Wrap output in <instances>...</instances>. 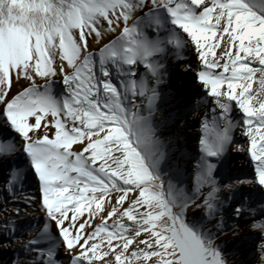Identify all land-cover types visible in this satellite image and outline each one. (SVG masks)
<instances>
[{
  "label": "snow or ice",
  "instance_id": "1",
  "mask_svg": "<svg viewBox=\"0 0 264 264\" xmlns=\"http://www.w3.org/2000/svg\"><path fill=\"white\" fill-rule=\"evenodd\" d=\"M105 25L122 27V35L98 53L89 51V38L100 42ZM189 45L203 65L197 80L213 103L212 128L207 117L202 122L191 195L172 183L185 175L187 153L172 138L161 139L153 125L170 51L183 59ZM254 62L259 66L251 67ZM185 70H193L190 63ZM58 75L61 97L54 93ZM21 76L30 86L15 94L14 78ZM237 108L239 121L232 116ZM0 119L19 137L18 147L14 140L0 145L9 190L25 175L14 159L22 154L59 232L57 240L45 224L25 246L32 259L17 257L14 264H61V245L71 264H228L219 241L235 192L217 176L236 127L250 138L257 179L249 183L264 198V0H0ZM86 209L89 217L82 218ZM201 209L200 219L189 218ZM98 212L102 223L95 225L91 217ZM232 212L242 216L243 204ZM117 214L109 230L107 219ZM125 217L132 226L120 222ZM251 228L260 233L264 264V220Z\"/></svg>",
  "mask_w": 264,
  "mask_h": 264
},
{
  "label": "bare ground",
  "instance_id": "2",
  "mask_svg": "<svg viewBox=\"0 0 264 264\" xmlns=\"http://www.w3.org/2000/svg\"><path fill=\"white\" fill-rule=\"evenodd\" d=\"M140 15V13H137V18ZM129 25H131V21H129ZM105 27L106 31L102 34L100 42L89 38V51L98 53L105 44H110L118 36L122 35V27L116 28L115 31L107 30L106 25ZM221 47H223V42H221ZM176 51V49L172 48L169 54L168 64L170 72L167 82L160 86L162 89V99L157 102V111L153 117V125L157 128V135L161 139L167 140L172 138L187 153L184 163L185 175L180 180L172 179V183L177 184L180 188H184L191 195L195 190V164L201 154L200 140L204 136L202 122L207 117L208 127L209 129L212 128L213 120L211 109L213 103L209 97H206L205 89L197 80V72L203 65L199 63L192 47L189 45L181 50L183 59H177L175 55ZM216 51L219 54L220 48H217ZM54 52L56 54V60L59 61L61 55L60 50L56 48ZM63 63L66 64L67 62L64 61ZM189 63L193 70H185V66ZM250 66L258 67L259 65L254 62ZM217 71H222V69H217ZM259 76L260 74L256 73L254 77L259 79ZM54 79L56 81L54 93L57 97H61L65 90V86L62 83V76L58 75ZM44 82L43 79L36 78L37 84L43 85ZM29 86V82L24 80L22 76L19 80L14 78L13 88L15 94H19ZM257 88L258 82L252 89L253 93H255ZM232 116L236 121H239L241 118L240 110L238 108L234 109ZM4 133L7 134L5 135ZM49 138L53 139L54 135L50 133ZM232 138L233 144L223 158L221 162L222 167L218 169L219 174L217 176V179L221 183L234 185L235 192V196L231 200L230 205L226 206L225 209V234L221 236L219 242H222L224 255L228 264H259L260 254L258 245L260 242V233L258 230L251 228V224L255 221L264 220V198L258 194V185L249 183V181H255L257 177L255 173V161L252 160L251 150H249L251 149L250 138L243 134L240 127L233 129ZM13 140L18 147L19 137L10 129H6L4 122L0 120V145L6 147L7 142ZM74 146L77 147L78 145ZM14 159L16 164L24 169L25 173V175L20 177L19 185L21 186L22 182L26 181L25 183L29 185V189L33 190L32 194L28 196L39 195L38 191H34L35 187L40 191L37 178L33 175L31 169L27 167L25 157L20 154L14 157ZM7 174V168L0 167L1 194L7 189L9 193L12 191L9 190L8 179L5 178ZM170 178V175H165V187ZM34 184L35 187L33 188ZM221 195L228 196L230 194L223 192ZM27 198L29 201L27 199L26 202H15L9 195L5 194L2 211L4 213L0 214V217L6 216L10 218L12 207L18 208L20 210L19 214H27L28 211L32 210L34 203L33 199ZM241 204H243L245 212L242 216L236 217L232 212V206H240ZM203 212V209L190 211L189 218L198 220L201 218ZM15 213L17 214V212ZM47 225L49 229L52 227L49 223ZM43 228H41V231L39 230L38 236L42 235ZM43 239L45 242L48 241L46 235L43 236ZM228 239L233 240L229 241ZM238 251L245 253L246 260H241L237 257L241 253Z\"/></svg>",
  "mask_w": 264,
  "mask_h": 264
},
{
  "label": "rangeland",
  "instance_id": "3",
  "mask_svg": "<svg viewBox=\"0 0 264 264\" xmlns=\"http://www.w3.org/2000/svg\"><path fill=\"white\" fill-rule=\"evenodd\" d=\"M233 52H235L234 49H233ZM258 80L259 79L257 77H254L253 88L255 87V84L258 82ZM0 120L4 122L2 119ZM77 148L78 146L73 147V149L75 150ZM113 151L115 155H119V153H116L115 150ZM85 155L87 156L88 154H85ZM109 163H111V161H109ZM72 175H76V174L72 173ZM5 178L8 179V174L5 176ZM25 182L26 181H23L21 186L19 185V183H17L16 187L10 193L8 189L5 190L3 194L0 193V214L4 213L2 211H3V206H4L3 202H5L4 200L5 194L9 195V197L12 200H15V202H26V200L28 199L27 197H29L30 199H33L34 201L32 210L28 211L27 214L17 215L15 212H17L18 208L12 207L10 218H7L6 216L0 217V264H14L17 257H19L21 261L31 260L32 256L25 254V251H24L25 246L29 245L30 241L34 240L38 236L39 230L41 231V228H43L45 224L49 223L50 225H52V227L49 229V232L53 238L57 240L59 239V232H58V229L56 228L55 223H51L48 221V217L45 213L44 207L42 206L41 192L35 187V184H34L33 185V188L35 187L34 191L35 192L38 191L39 193V195H37L38 198L37 196H28L32 194L33 190L29 189V185L26 184ZM133 195H135V193H130L129 198H131ZM110 200H111V197L106 198V203L104 205L105 208H108ZM111 202L114 203L115 201L113 200ZM128 206L129 205L126 199L123 207L127 208ZM137 207L140 212L148 210L147 206H137ZM90 212H91L90 209H86L82 218L89 217ZM101 215H103L102 212H98L96 215H93L91 217V222L95 225L101 224L102 223L100 219ZM137 218L140 219L141 217L138 216ZM118 220H119V214L107 219V223L110 226L109 230H112L111 226H115ZM120 222L124 223L126 226H132L134 223L132 221H128L126 217ZM6 223H7V227H5ZM13 224L15 225L14 232L11 231ZM89 231H91V229H89ZM146 236H147L146 233H142L141 238H146ZM228 240L232 241L233 239H228ZM47 242L42 244L41 247H45ZM115 243L116 241H114V244ZM133 249H134V246H130V250H133ZM238 252H241V251H238ZM237 257L241 260H246L245 253L241 252L240 254L237 255ZM111 258L114 259V257H111ZM58 259L61 261V264H71L70 257L68 254L64 252L62 245L58 249ZM105 259H109V257H106ZM97 263L102 264V262L100 261L94 262V264H97ZM149 264H151V262H149Z\"/></svg>",
  "mask_w": 264,
  "mask_h": 264
},
{
  "label": "built area",
  "instance_id": "4",
  "mask_svg": "<svg viewBox=\"0 0 264 264\" xmlns=\"http://www.w3.org/2000/svg\"><path fill=\"white\" fill-rule=\"evenodd\" d=\"M250 150V149H249ZM256 179H257V177H256ZM256 179H255V181H256Z\"/></svg>",
  "mask_w": 264,
  "mask_h": 264
}]
</instances>
